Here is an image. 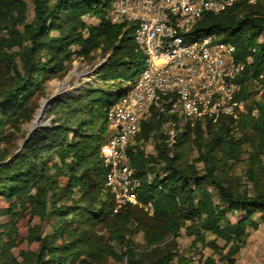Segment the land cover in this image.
Wrapping results in <instances>:
<instances>
[{"label":"trees","instance_id":"trees-1","mask_svg":"<svg viewBox=\"0 0 264 264\" xmlns=\"http://www.w3.org/2000/svg\"><path fill=\"white\" fill-rule=\"evenodd\" d=\"M108 1L32 0L28 23L25 0H0V144L7 129L13 135L32 119L34 99L65 74L73 58L91 61L98 54L102 63L94 76L102 84L133 82L141 72L144 60L135 51L134 26L106 22ZM247 1L203 15L184 35L189 40L214 36L218 44L235 46L234 60L245 67L238 96L243 101L250 98V81L264 85V0ZM87 17L98 23L87 24ZM126 89L86 88L56 99L45 111L49 126L37 129L15 153L0 150V264H187L176 251L181 230L203 247L219 250L220 241L225 260L234 263L248 231L257 229L253 215L264 221V190L239 193L217 172L219 165L236 163L245 144L252 163L264 156V101H254L238 120L175 127L172 146L160 132L176 118L152 109L139 136L146 142L154 133V154L136 143L128 149L138 199L153 207L148 216L132 207L114 213L104 189L99 151L109 137L106 113ZM233 128L248 134L236 140ZM191 136L202 170L182 165L176 152ZM237 212L245 217L229 222L228 214ZM138 233L143 251L134 243ZM206 234L214 241L206 244Z\"/></svg>","mask_w":264,"mask_h":264},{"label":"built area","instance_id":"built-area-1","mask_svg":"<svg viewBox=\"0 0 264 264\" xmlns=\"http://www.w3.org/2000/svg\"><path fill=\"white\" fill-rule=\"evenodd\" d=\"M241 0H109L104 19L110 25H132L135 51L143 57V68L126 92L106 113L109 137L101 146L99 159L106 170L104 189L112 198L113 212L139 208L153 215L151 203L137 196L139 181L128 156L141 125L152 109L193 129L222 117L238 120L246 112L239 100L244 65L234 60L235 46L218 44L209 36L185 39L205 14L218 15ZM255 0H248V4ZM257 80L249 84L258 85ZM264 101L258 85L255 102ZM256 111L252 112L254 115ZM175 144L174 137L169 145Z\"/></svg>","mask_w":264,"mask_h":264},{"label":"rangeland","instance_id":"rangeland-1","mask_svg":"<svg viewBox=\"0 0 264 264\" xmlns=\"http://www.w3.org/2000/svg\"><path fill=\"white\" fill-rule=\"evenodd\" d=\"M31 1L32 0H25L28 6V23H31L33 19V7ZM253 4L254 3L251 5ZM109 5L110 4H107V6L104 8V11L108 10ZM85 21L90 25L98 23L96 18L87 17L85 18ZM17 51L18 49H14L12 52ZM100 63H102V60L98 54H96L91 61L73 58V60L67 65L65 74L48 82L45 85L44 92L34 99L37 105V110L35 111L32 119L29 122L22 124L19 131H14L13 135L12 130L7 129L5 132L6 137L0 144V150L6 148L7 151L13 153L18 151V149L28 138L30 132L35 129H31L30 126L36 119V115L41 105L44 103V101L54 96V90H56L59 85L66 86L67 90L62 94L57 95L56 99L68 96L70 94H75L79 92V90L86 88H100L104 91L116 92L131 85L132 82H113L112 85L100 83L99 80L94 76V72ZM261 82L262 81H258L257 83L264 88V85ZM258 85L251 84L250 87L247 85L248 92L251 95L246 101V107L253 105L257 95ZM256 115L257 112L253 116ZM49 122L50 119L47 118L45 113L44 117L39 123V126H49ZM160 134H164L165 136L169 137V139L172 136L174 137V140L176 139L174 126L170 124L169 121L162 125ZM245 134H248V131L243 132L239 129L233 128L232 136L236 140L243 138ZM153 135L154 133L150 135L148 141L146 142L140 140L139 134L135 138V143L140 145L146 154H154L155 140L153 139ZM249 151L250 148L246 144L243 145L241 147V153L238 161L236 163L229 161L225 166L219 165L220 170L217 172V175L221 178L223 177L235 191L253 195L256 190H264V156H261L259 162L252 163L249 160ZM176 152H178V154L181 156L182 165L195 164L199 170H202V164H196L195 162L198 158V155L196 146L193 143V136L185 141L183 147L181 149H177ZM251 171L253 172L252 178L251 176H248L249 172ZM244 217L245 214L240 212L228 214V220L231 223H235ZM253 220L257 223V229L248 231V237L245 240L244 246L233 259V264H264V221H262L259 214H254ZM49 231V226H45L44 232L48 233ZM212 241H214V237L206 234V244ZM175 242L178 256L185 259L187 264H229L224 258L227 249L222 250L223 243L220 241L215 243L219 250H215L209 246L203 247L201 244L195 243L192 237H187L184 230H181L175 239ZM134 243L137 246L138 251H143V249L146 248L142 233H138L135 236ZM176 262L177 259H175L174 263Z\"/></svg>","mask_w":264,"mask_h":264},{"label":"bare ground","instance_id":"bare-ground-1","mask_svg":"<svg viewBox=\"0 0 264 264\" xmlns=\"http://www.w3.org/2000/svg\"><path fill=\"white\" fill-rule=\"evenodd\" d=\"M66 90H67L66 86L59 85L57 87V89L54 90V96L53 97H55V96H57L59 94H62ZM45 104H46V101H44V103L41 105V107H40V109H39V111H38V113L36 115V119L34 120V122L31 124V126L29 125L31 129L40 127L39 123H40L41 119L44 117V106H45Z\"/></svg>","mask_w":264,"mask_h":264},{"label":"water","instance_id":"water-1","mask_svg":"<svg viewBox=\"0 0 264 264\" xmlns=\"http://www.w3.org/2000/svg\"><path fill=\"white\" fill-rule=\"evenodd\" d=\"M56 100V96L55 97H51L49 98L48 100H46V104L44 106V114H45V111L46 109ZM38 128H43V127H38ZM38 128H35L33 131L30 132L29 136L30 137L31 135H33V133L38 129Z\"/></svg>","mask_w":264,"mask_h":264}]
</instances>
